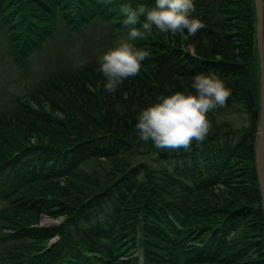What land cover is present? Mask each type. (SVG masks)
<instances>
[{
    "label": "trees",
    "instance_id": "1",
    "mask_svg": "<svg viewBox=\"0 0 264 264\" xmlns=\"http://www.w3.org/2000/svg\"><path fill=\"white\" fill-rule=\"evenodd\" d=\"M193 3L205 27L133 41L149 56L108 92L98 58L127 38L122 7L155 0H0V264H264L253 3ZM200 73L232 92L206 138L142 142L138 113Z\"/></svg>",
    "mask_w": 264,
    "mask_h": 264
},
{
    "label": "clouds",
    "instance_id": "2",
    "mask_svg": "<svg viewBox=\"0 0 264 264\" xmlns=\"http://www.w3.org/2000/svg\"><path fill=\"white\" fill-rule=\"evenodd\" d=\"M193 0H155V6L122 7L124 24L131 26L126 39L103 53L98 59L104 77L105 91L115 92L126 79L139 75L141 63L149 52L138 48L133 41L151 34L153 29L159 33L194 36L203 29V22L191 15ZM145 19L141 27L140 16ZM192 91H175L161 95L158 100L143 108L137 116L135 125L139 139L151 141L157 149L185 151L192 142H202L209 131L207 114L227 104L232 92L217 74H196L192 78Z\"/></svg>",
    "mask_w": 264,
    "mask_h": 264
},
{
    "label": "water",
    "instance_id": "3",
    "mask_svg": "<svg viewBox=\"0 0 264 264\" xmlns=\"http://www.w3.org/2000/svg\"><path fill=\"white\" fill-rule=\"evenodd\" d=\"M255 15L254 41L258 57V110L256 111L257 125L253 144V163L255 180L259 193L261 212L264 221V57L261 58V50L264 49L263 22L264 0H252Z\"/></svg>",
    "mask_w": 264,
    "mask_h": 264
},
{
    "label": "rangeland",
    "instance_id": "4",
    "mask_svg": "<svg viewBox=\"0 0 264 264\" xmlns=\"http://www.w3.org/2000/svg\"><path fill=\"white\" fill-rule=\"evenodd\" d=\"M261 58L264 57V49L261 50L260 53ZM6 89H9V87L6 85L5 86ZM58 220H53L51 218H48L46 216L41 217L40 219V225H44V226H48V225H53V224H57Z\"/></svg>",
    "mask_w": 264,
    "mask_h": 264
},
{
    "label": "bare ground",
    "instance_id": "5",
    "mask_svg": "<svg viewBox=\"0 0 264 264\" xmlns=\"http://www.w3.org/2000/svg\"><path fill=\"white\" fill-rule=\"evenodd\" d=\"M263 78H264V68H263Z\"/></svg>",
    "mask_w": 264,
    "mask_h": 264
}]
</instances>
